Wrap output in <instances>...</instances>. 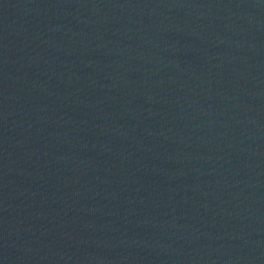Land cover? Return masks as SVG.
I'll use <instances>...</instances> for the list:
<instances>
[{
    "label": "water",
    "instance_id": "1",
    "mask_svg": "<svg viewBox=\"0 0 264 264\" xmlns=\"http://www.w3.org/2000/svg\"><path fill=\"white\" fill-rule=\"evenodd\" d=\"M0 264H264V0H0Z\"/></svg>",
    "mask_w": 264,
    "mask_h": 264
}]
</instances>
